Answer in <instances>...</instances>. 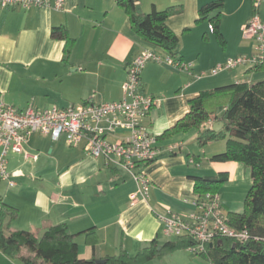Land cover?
I'll return each instance as SVG.
<instances>
[{"label": "crops", "instance_id": "crops-1", "mask_svg": "<svg viewBox=\"0 0 264 264\" xmlns=\"http://www.w3.org/2000/svg\"><path fill=\"white\" fill-rule=\"evenodd\" d=\"M216 1L224 4L220 13L222 39L209 20L198 22L199 11ZM262 3L258 13L264 24V0ZM140 6L145 14L153 7H181L167 25L180 39L181 62L191 65L189 73L150 62L141 75L143 94L158 101L144 121L157 137L159 152L145 169L151 181L149 197L132 204L137 184L129 173L104 158L88 155L84 146L70 147L64 139L55 142L39 133L30 136L24 153L8 156L15 187L0 181L3 202L18 210L13 231L41 236L51 226L66 224L78 243L79 258L88 262L123 252L134 256L153 242L160 251L178 239L164 236L157 214L169 209L189 216L195 210L185 200L197 195L194 178L214 177L216 173L229 176L235 162L212 161L225 151V145L213 142L201 147L197 129L164 134L186 117L190 101L202 92L253 83L264 75L253 72L251 64L211 75L216 65L254 55V40L243 37L244 25L254 13V0H141ZM62 26L75 41L69 54L64 49L66 42L52 37V29ZM145 50L164 55L134 31L117 0H66L62 11L0 6V100L21 108H43L39 110L53 104L67 108L87 102H118L123 98L129 66ZM219 75L221 78H216ZM65 84L72 89H63ZM216 123L212 119L201 130ZM126 135L117 131L107 139L116 142ZM162 238L166 241L159 247ZM186 252L179 249L146 264H174L181 259L176 255ZM0 264L19 263L0 251Z\"/></svg>", "mask_w": 264, "mask_h": 264}, {"label": "trees", "instance_id": "trees-1", "mask_svg": "<svg viewBox=\"0 0 264 264\" xmlns=\"http://www.w3.org/2000/svg\"><path fill=\"white\" fill-rule=\"evenodd\" d=\"M141 0H117V5L128 15L132 28L146 42L157 46L164 55L180 60L179 37L168 27L167 20L181 12L180 6L165 10L153 7L148 14H138ZM222 1L208 4L199 11V21L209 20L213 31L222 39L220 13ZM215 13V15H213ZM213 15V16H212ZM54 39L64 40L65 52L69 54L74 39L66 27L52 29ZM253 72H264V62L256 64ZM223 123L224 128L214 132L212 128L201 130L211 120ZM213 127V126H212ZM197 129L198 143L204 147L221 139L226 140L224 152L211 158L214 162H235L249 168L253 181L243 213H229L232 226L247 229L253 235L264 238V79L253 83H238L202 92L190 101V112L164 135ZM197 194L219 193L221 186L229 181L228 173L216 177H195ZM18 210L2 203L0 208V251L19 264H96L79 258L78 243L66 224L49 227L41 236L29 231H13L12 222ZM218 242H221L218 244ZM195 242L190 238H178L168 242L158 251L153 242L140 253L130 256L126 252L110 257L105 264H146L155 258L179 250L188 249ZM206 257L210 264H264V245L252 242L235 244L232 240L216 241L208 245Z\"/></svg>", "mask_w": 264, "mask_h": 264}, {"label": "built area", "instance_id": "built-area-1", "mask_svg": "<svg viewBox=\"0 0 264 264\" xmlns=\"http://www.w3.org/2000/svg\"><path fill=\"white\" fill-rule=\"evenodd\" d=\"M65 3L66 0H0L3 9L23 10L39 8L62 11ZM261 3L262 0H254V13L243 28V37L256 42L254 55L216 65L211 75L216 76L241 65L254 66L264 62V24L258 13ZM150 62L167 64L191 73V65L175 61L168 55L145 50L129 66L123 84V98L118 102H87L77 107H52L45 110L29 107L20 110L0 100V181H6L10 188L15 187L16 183L8 170V156L10 153H24V145L30 136L39 133L55 142L64 139L70 147L84 146L88 155L96 159L104 158L108 164L122 168L137 184V191L131 196L132 204L139 199L146 200L150 194L151 181L145 169L156 160L159 153L157 137L144 126L145 119L158 104L155 98L145 96L142 92L141 75ZM117 131L126 132V137L110 142L108 135ZM174 149V146L170 147L171 151ZM185 202L190 203L195 210L189 216L169 209L157 216L163 224L165 237H185L195 242L187 249L191 253L205 254L208 245H214L222 239L232 240L242 246L252 242L264 245L263 237L231 225L219 193L197 194L193 200ZM2 203L0 197V208Z\"/></svg>", "mask_w": 264, "mask_h": 264}, {"label": "rangeland", "instance_id": "rangeland-1", "mask_svg": "<svg viewBox=\"0 0 264 264\" xmlns=\"http://www.w3.org/2000/svg\"><path fill=\"white\" fill-rule=\"evenodd\" d=\"M262 2H263V0H262ZM255 44H256V42H255ZM261 73H264V72H261ZM221 76L222 75H219L216 78L219 79V78H221ZM262 79H264V75L260 76L259 80H262ZM54 89L56 91L60 90V88H58L57 86H54ZM63 89H65L67 91V90H71L72 87L69 84H65L63 86ZM53 105H51V106L54 107ZM69 105L70 104L66 105V107ZM15 107L20 109V110L26 109L29 107L38 108V107H34L33 105H30L26 108H21L18 106H15ZM38 109H43V108H38ZM214 144H216L215 146L225 145V149H226V140L225 139L218 140ZM205 164H208V162L205 161ZM219 175H220L219 173L215 174V176H219ZM252 185H253V181L251 178V173H250L249 168H247L244 164L235 163L234 167L232 168V171L229 174V181L227 183L223 184L219 190L221 202L225 205L223 207V209H224V212L226 214L243 213L244 212L246 200H247L248 194L252 188ZM160 241L161 242H160L159 247H162L163 243H165L166 240H164V238H162V239H160ZM176 256H178V258H181V259H179V261L175 262L174 264H210L209 260L206 257L193 254L188 250L186 253H184V255L180 254V255H176Z\"/></svg>", "mask_w": 264, "mask_h": 264}, {"label": "water", "instance_id": "water-1", "mask_svg": "<svg viewBox=\"0 0 264 264\" xmlns=\"http://www.w3.org/2000/svg\"><path fill=\"white\" fill-rule=\"evenodd\" d=\"M137 10H138V14H140V15L143 14V12H142V8H141L140 5L137 7ZM223 128H224V124H223V123H216V124H214V126L212 127V130H213L214 132H219V131L222 130ZM220 243H221V242H218V244H220ZM210 247H213V244H211ZM159 250H160V248H159ZM95 263H96V264H105V263H106V260H96Z\"/></svg>", "mask_w": 264, "mask_h": 264}]
</instances>
